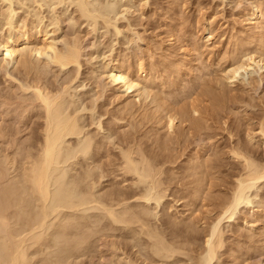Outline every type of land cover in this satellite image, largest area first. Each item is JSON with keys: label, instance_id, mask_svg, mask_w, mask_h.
Instances as JSON below:
<instances>
[{"label": "rangeland", "instance_id": "rangeland-1", "mask_svg": "<svg viewBox=\"0 0 264 264\" xmlns=\"http://www.w3.org/2000/svg\"><path fill=\"white\" fill-rule=\"evenodd\" d=\"M80 6L84 12L80 11ZM257 7L264 8V0H0V41L10 34L32 37L30 42H19L24 57L22 61L25 65L28 62L27 66L21 61L18 64L2 61L0 57V102L3 103L0 104V127L4 128H0V133L8 132L6 138L0 135V210L5 209L2 210L5 216L0 212V234L3 233L0 244L6 236L11 240L9 245H14L18 242L17 237L20 240L23 234L21 239L25 236L29 248V264H58L61 260L63 264H125L122 260L126 256L137 259L135 261L139 264H197L204 254L209 229L214 221H218L222 203L230 197L236 183L235 174L242 168L228 155L230 149L239 146V142L246 149L245 153L251 151L247 155L253 160L264 162V145L259 134L260 123L264 122V70L250 67L238 71L234 84L227 80L232 53L238 41L246 38L249 15ZM208 27L212 34L206 35ZM44 33L62 55L69 49L77 50L78 46V64L62 68L52 60V52L46 56L30 54L34 45L40 44ZM173 35L175 41L171 44ZM137 60L156 65V74L146 89L141 86L133 94L111 84L107 70L113 64L124 62L136 70ZM176 67L180 68L179 72ZM35 82L42 83L41 86L52 95L62 93L56 103L59 110L62 104L66 106L60 113L76 117L83 134L69 137L66 143L78 149V144L81 145L90 134L93 139L90 150L80 152L78 156L68 153L60 162L61 168L60 163L53 168L55 175L51 177L49 204L39 201L28 182L22 180L24 175L21 176L23 170H20L27 153H38L47 119L46 109L39 107L35 98ZM157 96L164 104L167 101L169 108L171 104L177 110L190 112L196 121L188 114L186 125L185 122L178 125L176 132L168 131L164 122L166 112L163 117L160 116L162 111L153 117ZM212 97H217L218 101L214 99V102ZM195 104L201 108L200 116L191 112ZM167 106L163 105V108L169 110ZM159 116L163 122L157 118ZM196 122L202 126L196 127ZM251 136L257 137L255 143L249 142ZM130 146L143 150L147 157L155 158L159 163L156 169L159 167L157 170L164 173L160 176L164 183L162 189L168 187L164 197L159 192L161 188L153 190L151 182L133 186L131 179L138 177L123 176L121 153ZM203 156L204 171L208 165L206 173L209 176L205 183L209 181V187L203 185L201 197L196 199L192 194L202 175L186 169ZM135 157L140 160V156ZM124 178L128 179L124 183L128 187L121 189L131 197L125 204L136 205L140 212L144 206L148 207L146 219L150 225L166 233L170 232L164 225L168 220L172 228L180 232L190 223L195 226L194 243L186 247L189 251L176 252L171 257H164V253L155 254L150 248L152 242L140 227L113 224L95 203H86L75 210L63 205L59 208L57 201L64 197L83 203L89 190L94 197L106 202L109 194L120 188L117 184ZM92 184H95L94 190ZM8 188H13L10 190L12 195L7 193ZM57 194H62L60 199ZM143 194L147 199L139 200ZM247 200L231 212H234L231 218L229 215L221 220L219 227L224 245L213 264H264V180L250 189ZM4 217H8L7 228L10 227L11 231L2 225ZM72 217L74 221H71ZM175 219L180 222L176 224ZM84 230L88 234L93 232V235L74 250L73 240ZM166 235L167 241L175 243L173 235ZM111 243H115L118 250Z\"/></svg>", "mask_w": 264, "mask_h": 264}, {"label": "bare ground", "instance_id": "bare-ground-1", "mask_svg": "<svg viewBox=\"0 0 264 264\" xmlns=\"http://www.w3.org/2000/svg\"><path fill=\"white\" fill-rule=\"evenodd\" d=\"M8 1H10V0H8ZM11 4H12V2H11ZM81 10H82V12L85 11V9L83 10V6H80V11ZM248 22H249V24H248L249 25V30L246 31V34H247L246 35V38L244 37L245 38L244 39L243 37H241L243 39H240V41H238V43L235 42V43H237V45H236L237 48L232 53V56H231L230 62L231 61L232 62H231V67L229 69V76L227 77V80L229 81V84H231V85L235 83L236 78L238 77L237 74H238V71L239 70H247L250 67H254V66H257V68H259L260 71H263L264 70V8H260V7H257L256 9L254 8L252 10L251 14L249 15ZM40 33H41V31H40ZM206 33H207L206 35L212 34L211 33V28H209V27H208V29L206 28ZM244 34H245V32H244ZM47 35L48 34H45L44 33V35L41 36V38H40V41H41L40 44H37L36 43L37 45H34V48L32 49V51H31L30 54H32V55H43L44 54L45 55L46 53L52 52L53 53L52 54V57L53 58L51 57L52 60L55 63H57L60 66H62V68L64 66H67V65H70V64H78V61H79L78 58L80 57V56H78V53L80 55V52L77 51L78 50V46H77V50L76 49L73 50L74 48H72V51L69 49V52L68 53H66L65 55H62V54L58 53L57 50L55 49L56 47H55V45L53 43V40L51 39L52 41H50L49 39H47ZM171 37H172L171 44H173L174 41H175V38L173 39V37H175V36L173 35ZM30 38H32V37H30V36L27 37L25 34L24 35H21V36L19 35L18 37L10 34L7 39L1 40L0 41V57H2V61L10 60V62H14V63H17V64L19 63V61L23 62L22 61V58L24 60V57L22 55L23 53L19 49V42L22 41V40L29 41L30 42ZM211 38H212V36H211ZM78 43L79 42L77 41V44ZM235 43H234V45H235ZM247 46H250V47H247ZM25 59H26V57H25ZM27 61L28 60H26V62ZM23 63L22 64L25 65V62H23ZM27 63H26L25 66H27ZM136 66H137V68H136V70H134L130 66V64L127 65V63L125 64L124 62H122V63L121 62H118V63L113 64L107 70V72H108V75L107 76H108L109 80H111V82H112L111 84H115L117 86H120L121 88H124L127 93H133V94L137 90H139V87H141V86H142V88H145L146 89L148 87L147 84H149L148 82L152 78H154V76L156 74V69H155L156 65H154L155 66L154 67V66H152L150 64L148 65L147 63L143 62L142 60H137ZM28 69H30V68H28ZM25 70H26V67H25ZM176 70L179 72L180 68L179 67H176ZM177 71L175 72L176 74H178ZM180 73H182V72H180ZM143 74H144V77H141ZM136 75H138L139 77L136 76ZM263 76L264 75H262V77ZM38 80H40V79H38ZM41 85H42V83H41ZM41 85H39V82L38 83L35 82V84L33 85V88L35 89V98H36V100L39 101V104H38L39 107L41 106V108L43 107L44 109H46V113L45 114H46L47 119L45 120L46 121L45 122V128H43V133H42L43 134V139L41 140L40 143L36 142V143L39 144L38 153L36 151V153H37L36 155H35V153H33L34 155L33 154L30 155V152L27 153V156L25 158V161H23L24 163L22 162L23 165H21L22 168L20 170H23V174H21V176L24 175V179L22 178V180H25V181L28 182V185H29V187H31V189L34 192V194H37L38 195L37 197H39L38 198L39 201L42 200L43 201V204H44V202L47 203L48 200H49V194H50L49 189H50V185L52 184L51 183V180H53V179H51V177H52V174L55 173L53 168L61 162V160L63 159V157H67L66 155L68 153H71V155H72V152H73L74 155H72V156H75V155L78 156V154L80 152H86V151L90 150L91 146L93 145L92 144L93 139L89 137L91 135L90 134L88 137H86V139H83V141H81V145H80V143L78 144L79 145L78 146L79 148L77 147L78 149H75V147L72 146V144L66 143L67 142V139L69 137H72L73 136V138H74V136H76V137L81 136V133H82V131H80V128L81 127L79 128L78 121H77L76 117H72L70 115L68 116L67 114L65 116V114H64L65 112L62 113L63 111H65L64 110L65 109L64 106H66L65 104L64 105L62 104V107L63 108L61 107L60 108L61 110H59V107L60 106L56 102H57V99L58 98L59 99L62 98V97H59L60 95H62V93L60 95L58 94L59 96L52 95V93L50 91H48L47 88H43L44 86L42 87ZM29 88H31V87H29ZM135 89H137V90H135ZM203 91H204V89L202 90V92ZM207 93H209V91H207ZM216 94H218V93H216ZM149 95H151V94H149ZM215 96H217V95H215ZM3 97H5V96H3ZM199 97H200V95H199ZM0 98H1V96H0ZM190 98H191V94H190ZM212 98H213V100L215 99V100L218 101V98L217 97H215V98L212 97ZM221 98H222V94H221L220 99ZM27 99H28V97H27ZM193 100L196 102V99L195 98ZM208 100H207V102H208ZM215 100H214V102H215ZM155 101H156V99H155ZM223 101H225V99ZM7 102H9V101H7ZM156 102H157V104L155 105V108H156L155 111H153L154 112V116L153 117L159 115L158 112H160V111H162V115L160 114V116L163 117V114L166 112L165 113V118L167 120L165 121V118H164V122L166 123L165 126H166V128H167L168 131H175V129L178 127V125L180 126L181 123H184L185 122V125H186V122L188 120H186L185 118L187 117L188 114L190 116V114H191L190 112L183 111V109L181 110L180 108H179L180 110L179 109L177 110L175 107L173 108V106L171 104H170V108H169V104L166 103L167 101L164 104L163 103V99H161V97H158V96H157V101ZM197 102H199V101H197ZM202 102H203V100H202ZM211 102L212 101H210V104L209 105L212 106L213 105L212 104L213 102L212 103ZM1 103L2 102H0V104ZM55 103L57 104V106L55 105ZM61 103H63V99H62V102H60V104ZM13 104H14V102H13ZM23 104H24V102H23ZM190 104H192V103H190ZM190 104H188V105H190ZM197 104H199V103H197ZM216 104L218 106V103L217 102H216ZM22 105L20 104L21 107H22ZM33 105H35V104L33 103ZM163 105H165V106L168 105L167 108H169V110L168 109L166 110L165 107L163 108ZM223 105H224V103H223ZM4 106H6V105H4ZM16 106H17V104H16ZM220 106L222 107V103H221ZM185 108H187V107H185ZM208 108H210V106ZM213 108L216 109L215 106H213ZM191 109H192L191 112L193 114H195V115H199L200 114V109L201 108L199 109L196 104L195 105H192ZM203 110H204V108H203ZM203 110H202V112H203ZM27 111H28V109H27ZM60 111H62V112L60 113ZM126 111H127V109H126ZM23 113H24V111H23ZM62 114H64V116H62ZM74 114H75V112H74ZM131 114H133V113H131ZM129 115H130V113H129ZM159 117H157V118L160 119L163 122L162 118L161 117L159 118ZM24 118H25V116H24ZM191 118H192V114H191ZM207 118H208V116H207ZM194 119L196 121V118H194ZM151 120H152V118H151ZM190 122H192V121H189V123ZM198 122L195 123L196 127L199 126V123ZM159 123H160V121H159ZM191 126H193V124H191ZM200 126H202V124ZM188 127H190V126H188ZM0 128H3V127L1 126ZM3 130H4V128H3ZM200 130H201V128H200ZM7 133H6V131H5V133L1 131L0 135H1L2 138H6ZM166 133H167V131H166ZM259 134H260V138H261V144L264 145V122H261L260 123ZM232 136H235V135H232ZM255 137L254 136L249 137V142L251 141V142L255 143V140H256ZM9 139H10V137H9ZM160 144H162V142ZM163 144H164V141H163ZM238 144L241 145V143H239V142H238ZM233 145H234V143H233ZM240 145L239 146H233V148L230 149V154H228V155L231 158L235 159L237 162H239V165L242 166V168L239 170V172H236V174H235L236 175V180H235L236 183L233 185V188L231 189L230 197H228V199L226 198L227 200L223 201V203H222L223 205H222L221 211L219 212V215H218V221L217 222L214 221L215 223L213 222L214 223V224L212 223L213 225L211 224L212 226L209 229V232H208V235H207V240L205 241L206 247L204 248V252H203L204 254L201 255V257L197 261L198 263L196 262L197 264H213L214 260L217 259L218 254H219L220 250L223 248V245H224L223 232H222L221 228L219 227V224H220L221 220L223 218H226V216H229V215H230L229 218H231L233 216V213H234L233 212L231 214V212L234 209H236L240 204L245 203V202H248L247 198H248V193L250 192V189L254 185H256L257 183H259V182H261V181L264 180V162H258V161L256 162V160H253V158L250 157L251 155H249L251 153V151L250 152H247V153H249L247 155V153H245L246 149L244 147L242 148ZM167 146H168V144H167ZM242 146H244V145L242 144ZM130 147H131L130 149L125 150V151L121 148L123 151H122V153L120 152L121 153V156H122L121 157L122 163L120 164V171H122L123 176L132 175V177L133 176L138 177V179H136V178L135 179L133 178V180L131 179L133 186H139L141 183H146L148 181L151 182L152 187H153V190H157L158 191L161 188V190H159V192L161 194V197H164V194L167 191L166 188H168V187H165V189H162V186H163L164 183H163V181H162V179H161L160 176L163 175L164 173L162 174V171L163 170H157V169H159V167L156 169V165H158L159 163L156 162V159L155 158H152L149 155H148L149 157H147L146 156V153L143 150H141L139 148L136 149V147H135V149H133L132 146H130ZM163 147L164 146H162V148ZM229 147H230V145H229ZM245 147H247V146H245ZM164 151H163V153H164ZM206 151H205V153H206ZM26 152H28V151H26ZM71 155L69 154V157L70 158H71ZM136 155H138V157L140 156L139 157L140 160H137L136 159L137 158V157H135ZM19 156L20 155H18V157ZM69 157H68V160H69ZM163 157H165V156H163ZM6 158H7V156H6ZM9 158H10V156L8 157V159ZM167 159H168V157H167ZM20 160H19V162H20ZM7 161H9V160H7ZM15 161L13 163H15ZM204 161H205V157L203 156V158L201 157V159L199 158V159L194 160L193 161V164L192 165L190 164L191 166L189 165L190 167L186 169V170H190L194 174L195 173H197V174L200 173L202 175L198 179L199 186L197 188L195 187L196 189L193 190V194L192 195L196 199L199 198V197H201L200 194L203 192V191H201L203 189V187H202L203 185L206 186V187L207 186L209 187V185H208V182L209 181H207L205 183V181L207 180L209 174L206 173V171H208L207 170L208 165H207V167H205L206 170L205 171L203 170V168H204V164H203ZM236 161H235V164H236ZM10 162H11V160H10ZM216 162L219 163L220 160L219 161H216ZM233 162H234V160H233ZM162 163H163V161H162ZM170 163H171V160H170ZM164 164H165V161H164ZM239 165H238V167H239ZM60 166H62V164L59 165V169L61 168ZM19 168H20V166H19ZM64 169H63V171H64ZM67 170H69V169H67ZM57 171H59V170H57ZM62 173L64 174V172H62ZM64 176H66V174ZM58 177L60 178L59 175H58ZM88 177H90V176L87 174V177L86 178L88 179ZM54 179H55V177H54ZM116 179H118V178H116ZM60 180H62V179H60ZM60 180L58 181L59 183H60ZM65 180H66V177H65ZM127 180L128 179H125L124 178V180H122L121 182H119L117 184V186L120 185V188L114 189V191H112V193L109 194V198L106 199V202H103L99 198L94 197V195L92 193H90V190H89L84 195L86 197V200H84L83 203H81V204L80 203H77L76 201H75L76 203L73 202V200H72L71 197H69V199L71 198V200H66L65 197L60 199V196L63 194L62 191H61L62 194H60V196L57 194L59 196L58 199H60L59 202L57 201V203H59V205H60L59 208L61 207V205H63V207H66V208H74V210H75V207H79V206L84 205L86 203H89V202L90 203H95L98 206L97 209H99V207H100V210L102 209V211L105 212V214L111 219V221H112L113 224H116V225L117 224H124V225H129V226L130 225L131 226L132 225H136V226L140 227L143 230L142 231L143 234L148 238L149 241L152 242V245H151L150 248L157 255H160V254L163 255V253H164V255H166L164 257H168V255H169V257H171L176 252L177 253L178 252H181L183 254L185 251H189L187 249L188 248L187 246L190 245L191 243H194V241H193L194 240V237H192V236H193V234H194V232L196 230L194 228L195 226L190 223L189 225L186 226V229H184L183 231L180 232V230L176 231V228H172L171 222H169V220H168V222L164 223V225L166 226L165 230L168 228V231L170 229V232L166 233V232H162L158 228H155L152 225H150V223L148 222L149 219H148V221L146 219V215L149 212L148 207L145 208V206H144L143 207V210L140 212V209H139V211L136 209V205H131V204L130 205H127V204H125V202L128 201V199L131 198L129 195L126 196V193L121 189V188H124V187H128V185H125L124 184ZM163 180H164V178H163ZM81 181H82V179L80 180V183H81ZM62 184H64V183H62ZM210 184H212V183H210ZM94 185L95 184H92L91 188H93ZM130 186H132V185H130ZM10 187H11V185H9V188ZM12 189H9V191H7V193L9 192V195H10V193L12 195V192L13 191L10 192V190H12ZM87 189H88V186H87ZM92 190H94V188ZM59 192H60V190H59ZM64 194H63V196H64ZM106 194H108V192ZM66 195H67V193H66ZM16 196H18V195H16ZM16 196H14V197H16ZM131 196H132V194H131ZM138 199L139 200L140 199H145L146 200L147 199L146 198V194L145 195L143 194V195L139 196ZM48 204H49V202H48ZM53 204H54V201H53ZM40 205H41V202H40ZM55 206H56V203H55ZM46 207H44V208H46ZM2 210L4 211L5 209H2ZM2 210H0V212H2ZM53 211L55 212V210H53ZM45 212H46V209H45ZM2 213H1V217L4 215V213H3V215H2ZM260 213L262 214L263 211L260 212ZM19 216H18V218H19ZM76 216H77V214H76ZM13 217H14V214L12 215V218ZM101 217H103V216H101ZM7 219H8V217H7ZM7 219L5 217L1 219L2 225L6 229H8L9 231H11L10 230V227L7 228L8 227V221H7ZM72 219L73 220H71V221H74V218L73 217H72ZM82 220L83 219H81V222H82ZM75 221H77V218H75ZM175 222H176V224H178L180 221H179V219H175ZM9 223H10V221H9ZM86 226H84V227H86ZM0 227L2 228L1 225H0ZM70 227H71V225H70ZM63 229H65V226L63 227ZM72 229H73V227H72ZM89 230H90V227H89ZM95 231H97V230H95ZM4 232L6 234V230L5 229H4ZM79 233L81 235L80 236H77L76 238L74 237L75 239L73 240L74 241V243H73L74 250L75 249L77 250L82 245H84L85 243H87L88 240L93 235L92 234L93 232H91V234L86 233V231L83 232V233H81V232H79ZM166 234L173 235L172 238L175 237L176 239H175V241L174 240H172V241H174L175 243H170V241H167V238H166L167 235ZM1 235H3V233L0 234V236ZM75 235H76V233H75ZM21 236H23V234L20 235V240L17 237V239H18L17 241L18 242L15 243L14 245H9L10 242H11L10 238L8 239V238H6V236L4 237L3 242L1 241L2 243L0 244L1 245L0 246V264H29L28 263V252L29 251H27V249H29V248L26 247V239H25V236H24V238L22 237V239H21ZM37 236H39V235H37ZM179 237H181V240H177ZM35 238H36V236H35ZM30 239L32 240V238H30ZM0 240H1V238H0ZM37 240L38 239H36L35 242ZM111 244H112V247H115V249L118 248V246L115 243H111ZM66 257H68V256H66ZM161 257H163V256H161ZM135 260H137V259L134 258L132 260V257L128 259V257L126 256V258L123 259L122 261H125V264H139ZM66 263H67V261H66ZM58 264H63L62 263V260H61V262H58Z\"/></svg>", "mask_w": 264, "mask_h": 264}]
</instances>
